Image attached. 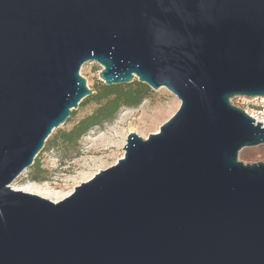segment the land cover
Masks as SVG:
<instances>
[{"label": "water", "instance_id": "obj_1", "mask_svg": "<svg viewBox=\"0 0 264 264\" xmlns=\"http://www.w3.org/2000/svg\"><path fill=\"white\" fill-rule=\"evenodd\" d=\"M166 87L178 110L59 202L15 190L93 91ZM264 0H0V264H264Z\"/></svg>", "mask_w": 264, "mask_h": 264}, {"label": "rangeland", "instance_id": "obj_2", "mask_svg": "<svg viewBox=\"0 0 264 264\" xmlns=\"http://www.w3.org/2000/svg\"><path fill=\"white\" fill-rule=\"evenodd\" d=\"M102 68L96 61L83 64L80 74L86 79L87 87L93 93L83 98L66 123L53 130L35 163L17 178V184L36 181L48 183L67 192L81 184L82 173L96 172L99 168L106 169L125 153L124 145L130 132L147 137L160 129V126L178 110L180 100L166 87H150L138 105L121 106L112 121L91 128L77 140L64 141L63 133L71 131L97 107L92 96L97 94L98 86L105 85L99 76ZM128 84L130 83L120 85ZM105 140L113 142L104 146L102 141ZM238 158L244 164L264 162V144L244 147Z\"/></svg>", "mask_w": 264, "mask_h": 264}, {"label": "trees", "instance_id": "obj_3", "mask_svg": "<svg viewBox=\"0 0 264 264\" xmlns=\"http://www.w3.org/2000/svg\"><path fill=\"white\" fill-rule=\"evenodd\" d=\"M150 87L134 81L128 85H100L98 92L92 96L97 104L94 111L81 119L69 132L63 133L64 141H74L91 128L103 125L116 118L121 106H136L145 97Z\"/></svg>", "mask_w": 264, "mask_h": 264}, {"label": "bare ground", "instance_id": "obj_4", "mask_svg": "<svg viewBox=\"0 0 264 264\" xmlns=\"http://www.w3.org/2000/svg\"><path fill=\"white\" fill-rule=\"evenodd\" d=\"M158 130L159 129H157L154 132H157ZM112 142L110 140H105V141H102V144L105 146V145L111 144ZM123 156H124V153L120 157H118L115 161H113L111 165L115 164ZM100 170L101 168L98 169V171ZM98 171L82 173L81 183L86 182L89 179H91ZM12 187L17 191L23 190L24 192H29V193L40 195L46 199L52 200L53 202H59L63 200L64 198L69 196L74 191V188H75L74 186V188L65 192L61 189L59 190L53 186H50L48 183H40L36 181H26L22 184H17V180L12 184Z\"/></svg>", "mask_w": 264, "mask_h": 264}, {"label": "built area", "instance_id": "obj_5", "mask_svg": "<svg viewBox=\"0 0 264 264\" xmlns=\"http://www.w3.org/2000/svg\"><path fill=\"white\" fill-rule=\"evenodd\" d=\"M231 103L243 109L248 115L257 121L263 123L264 126V96H238L231 100Z\"/></svg>", "mask_w": 264, "mask_h": 264}]
</instances>
